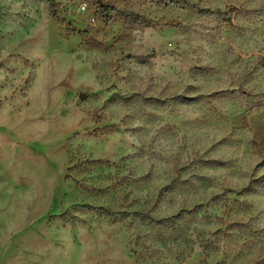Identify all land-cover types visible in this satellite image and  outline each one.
Listing matches in <instances>:
<instances>
[{"label":"rangeland","instance_id":"obj_1","mask_svg":"<svg viewBox=\"0 0 264 264\" xmlns=\"http://www.w3.org/2000/svg\"><path fill=\"white\" fill-rule=\"evenodd\" d=\"M0 264H264V0H0Z\"/></svg>","mask_w":264,"mask_h":264},{"label":"trees","instance_id":"obj_2","mask_svg":"<svg viewBox=\"0 0 264 264\" xmlns=\"http://www.w3.org/2000/svg\"><path fill=\"white\" fill-rule=\"evenodd\" d=\"M109 212H111V211H109ZM112 214H118V212H115V213H112Z\"/></svg>","mask_w":264,"mask_h":264}]
</instances>
